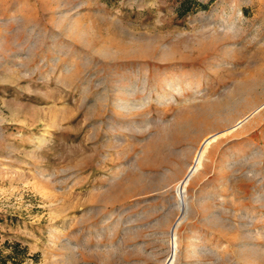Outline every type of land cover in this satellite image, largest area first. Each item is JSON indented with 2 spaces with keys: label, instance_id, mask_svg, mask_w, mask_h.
Returning a JSON list of instances; mask_svg holds the SVG:
<instances>
[{
  "label": "rangeland",
  "instance_id": "rangeland-1",
  "mask_svg": "<svg viewBox=\"0 0 264 264\" xmlns=\"http://www.w3.org/2000/svg\"><path fill=\"white\" fill-rule=\"evenodd\" d=\"M176 223L172 264H264V0H0V264H165Z\"/></svg>",
  "mask_w": 264,
  "mask_h": 264
},
{
  "label": "bare ground",
  "instance_id": "bare-ground-1",
  "mask_svg": "<svg viewBox=\"0 0 264 264\" xmlns=\"http://www.w3.org/2000/svg\"><path fill=\"white\" fill-rule=\"evenodd\" d=\"M215 138H216V136H211V137L205 138V140L203 141V143L201 145L202 148L205 149L206 146L211 142V140H213ZM203 150H202V152L200 151L196 154L194 162L189 167L187 173L180 180H178L176 185H175V193H176L175 197H176V200L178 203V207H179L181 216L186 213L187 208H188V204H187L186 198H185V186L188 183V180H189L190 176L193 174V172H195L199 168L200 163H201V156L203 154ZM176 227H177V223L174 225V227L172 228V231L170 232L171 236H172L171 257L169 259H167L165 264H172V255L175 254V251H176V242H175Z\"/></svg>",
  "mask_w": 264,
  "mask_h": 264
}]
</instances>
